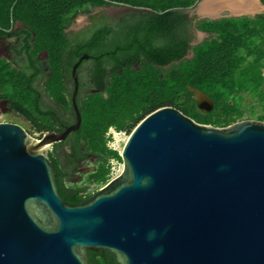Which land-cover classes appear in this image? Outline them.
I'll return each instance as SVG.
<instances>
[{
  "label": "water",
  "instance_id": "water-1",
  "mask_svg": "<svg viewBox=\"0 0 264 264\" xmlns=\"http://www.w3.org/2000/svg\"><path fill=\"white\" fill-rule=\"evenodd\" d=\"M256 9L249 0H199L181 11L219 21L256 18ZM201 42L164 68L191 60ZM91 57L72 68V125L37 139L0 123V264H89V251H109L118 264H264V121L216 127L159 108L129 134L117 176L78 204L60 197L51 151L81 127L78 68ZM189 89L202 114L214 109Z\"/></svg>",
  "mask_w": 264,
  "mask_h": 264
},
{
  "label": "trees",
  "instance_id": "trees-1",
  "mask_svg": "<svg viewBox=\"0 0 264 264\" xmlns=\"http://www.w3.org/2000/svg\"><path fill=\"white\" fill-rule=\"evenodd\" d=\"M199 0H0L2 24L22 21L36 32V44L46 47L56 66V47L67 48L64 30L80 11L106 5L147 9L134 22L116 29L100 26L80 42L75 59L91 54L88 61L89 93L78 96L82 117L79 130L65 142V156L51 152L60 197L78 204L90 197L92 185H106L111 179V160L122 162L120 153L108 146L110 128L130 134L153 111L170 106L196 122L216 127L234 124L245 115L246 97L258 100L264 111V15L256 18H224L200 21L198 28L210 38L192 49L194 57L171 68L164 66L182 59L191 48L189 15L181 11ZM264 3V0H262ZM112 37H109V34ZM141 61L138 68L133 64ZM111 65L113 72L109 73ZM51 94L62 97L65 109L73 114L71 101L51 79ZM105 87V91L101 88ZM189 88L207 94L214 109L202 114ZM264 121V114L259 116ZM37 132L55 131L37 127ZM65 158L69 165H65ZM95 158L96 167L86 182L73 180L81 163ZM67 166V167H66ZM89 264H118L109 251H89Z\"/></svg>",
  "mask_w": 264,
  "mask_h": 264
},
{
  "label": "flooded vegetation",
  "instance_id": "flooded-vegetation-1",
  "mask_svg": "<svg viewBox=\"0 0 264 264\" xmlns=\"http://www.w3.org/2000/svg\"><path fill=\"white\" fill-rule=\"evenodd\" d=\"M138 12L120 10L117 7L106 5L85 9L76 14L64 30L67 37V48L59 44L55 51L57 53L56 66H52V56L46 47L36 44V32L22 21L10 19L8 26L2 24L0 17V123H15V120H22L34 129L37 127L51 128L61 132L72 125L75 116L67 111L63 105L62 97L58 99L51 94V79L55 78L58 89L63 88L67 100L72 103V94L75 82L72 75L73 65L81 56L75 60L69 69L67 64L75 59L80 42L100 26L112 30L118 26L134 22ZM85 15L83 25H75L79 15ZM191 23L188 27V35L193 41H198L196 32H203L198 28L200 21L196 16H190ZM113 33L109 34L112 37ZM87 54V53H85ZM92 56L91 54H88ZM91 57L84 60L78 68L79 91L78 96L85 90L89 93L88 67L85 74L82 70L87 62L93 60ZM141 61L133 64L138 68ZM109 73L113 72L111 65L108 66ZM105 91V87L101 88ZM16 124V123H15ZM45 133V132H43ZM69 137H67L65 142ZM66 149L61 153L65 156ZM65 165H69L65 158ZM80 164L75 176L82 172ZM67 167V166H66Z\"/></svg>",
  "mask_w": 264,
  "mask_h": 264
},
{
  "label": "rangeland",
  "instance_id": "rangeland-1",
  "mask_svg": "<svg viewBox=\"0 0 264 264\" xmlns=\"http://www.w3.org/2000/svg\"><path fill=\"white\" fill-rule=\"evenodd\" d=\"M249 1H250V5L253 6V8H257L256 13L258 16L264 15V6L260 4V2L257 3L254 0H249ZM256 3H257V7H254ZM84 21H85V15L81 14L76 18L75 25L81 26L83 25ZM202 33L203 32H196L198 41H205L210 38V35L206 37H201ZM87 67L88 66H85L83 68L82 70L83 74H85ZM87 95H88V92L84 90L81 94V97L83 98ZM243 109L245 111V115L240 121H244V120L262 121V120H259L258 118L259 116L264 114V111H263L261 103L258 100L252 99L250 97H246ZM15 123L21 125L28 133H30L33 137L37 139H40L44 134V133L37 132L32 126H30L26 122H23L22 120H15ZM128 136L129 134H127L126 132H116L115 130L111 131L110 141L108 143L109 147L114 150H117L120 153L124 147V144ZM65 149H66V145H59L58 147H53L51 152L55 153L57 151L58 154H61ZM111 166H112V174H111V179H112L122 171L123 163L118 162L116 160H111ZM95 167H96L95 158H92L86 163H84V165L82 166V172L80 173L79 176H74L73 180L76 182H81V183L86 182L88 179L89 173L93 171ZM104 186L105 185H96V184L92 185L90 191L92 193H95L101 188H103Z\"/></svg>",
  "mask_w": 264,
  "mask_h": 264
},
{
  "label": "built area",
  "instance_id": "built-area-1",
  "mask_svg": "<svg viewBox=\"0 0 264 264\" xmlns=\"http://www.w3.org/2000/svg\"><path fill=\"white\" fill-rule=\"evenodd\" d=\"M114 129L113 128H110L109 132L107 133V136L110 137L111 135V131H113ZM110 139L108 140V143H109ZM109 146V145H108ZM112 174V173H111Z\"/></svg>",
  "mask_w": 264,
  "mask_h": 264
},
{
  "label": "bare ground",
  "instance_id": "bare-ground-1",
  "mask_svg": "<svg viewBox=\"0 0 264 264\" xmlns=\"http://www.w3.org/2000/svg\"><path fill=\"white\" fill-rule=\"evenodd\" d=\"M253 7V6H252ZM254 7H257V3H256V5H254Z\"/></svg>",
  "mask_w": 264,
  "mask_h": 264
}]
</instances>
